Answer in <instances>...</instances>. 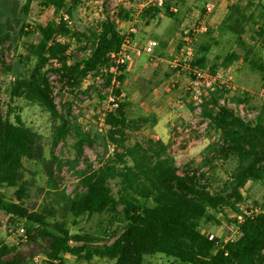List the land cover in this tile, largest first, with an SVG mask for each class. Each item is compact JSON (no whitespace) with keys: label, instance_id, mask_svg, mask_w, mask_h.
Returning <instances> with one entry per match:
<instances>
[{"label":"trees","instance_id":"16d2710c","mask_svg":"<svg viewBox=\"0 0 264 264\" xmlns=\"http://www.w3.org/2000/svg\"><path fill=\"white\" fill-rule=\"evenodd\" d=\"M31 1H26V11ZM39 1L71 17L81 0ZM253 2L228 5L220 32L233 33L238 43H245L243 34L249 24L256 38H262L264 43V6L254 13L249 11ZM159 11V7L149 6L144 13L154 18ZM118 16L128 18L129 13L121 9ZM38 29L39 40L25 43L26 56L35 57L36 63L30 73L12 80L10 95L50 112L55 121L52 167L57 159L55 148L67 138L71 128L70 108L62 112L56 103L51 71L57 72L62 86L71 91L79 90L91 72L100 71L105 85H112V104L116 106L105 111L107 128L100 137L112 143L114 150L97 168L83 172V189L67 195L64 207L74 216L107 212L111 227L96 234L72 233L54 205L47 203L38 209L28 206L24 160L43 158L44 142L41 133L23 119L21 109L10 105L6 114H0V187L15 189L11 198L0 191V209L19 218L24 231L22 244L29 247L23 249L21 243L9 244L0 239V264H35L37 255H42L41 264H70L68 255L86 264H145L146 257L155 254L173 257L183 264H264V207L251 209L250 214L240 209L243 189L250 180H258L264 186V104L255 117L246 119L220 102V87L209 91L203 97L201 114L216 136L205 147L200 163L193 166L190 161L182 168L171 154L169 142L154 137L129 141L130 132L140 129L145 117L130 118L129 101L121 97L127 66L117 64L112 53L120 50L124 34L112 17L107 16L87 30L74 29L63 17L40 24ZM59 36L84 42L88 55L71 62V43L59 40ZM247 48L245 58L251 52ZM202 49L193 65L206 66V47ZM239 57L238 53L229 52L221 64L228 67ZM251 64L262 73L264 84V62L252 59ZM113 66L115 71L111 70ZM217 67L212 63L210 70L216 71ZM86 141L85 136L78 139L81 154ZM231 159L236 160V166L221 188L211 189L203 167L213 168L220 160ZM227 208L242 215V219H234L238 227L235 237L219 240L202 231V221L216 220L211 210ZM114 220L120 222L116 227H112ZM96 257L106 262H99Z\"/></svg>","mask_w":264,"mask_h":264},{"label":"rangeland","instance_id":"374dc122","mask_svg":"<svg viewBox=\"0 0 264 264\" xmlns=\"http://www.w3.org/2000/svg\"><path fill=\"white\" fill-rule=\"evenodd\" d=\"M26 1L0 0V114H6L10 105L18 106L26 123L41 133L44 142L43 158L24 160L23 176L29 185L26 202L33 209L47 203L57 207L59 218L65 217L66 225L72 233L86 231L96 234L111 227L110 214L107 212L95 213L91 217L86 214L74 216L70 211L64 210V207L67 195L83 189V172L97 168L113 152L114 145L100 136L107 128L103 119L105 111L116 104H112V85H105L100 71L88 74L82 87L75 91L62 86L57 72L51 71L56 103L62 112L70 108L68 118L71 128L67 138L55 148L56 164L51 166L55 121L50 112L24 98L12 99L10 95L12 80L17 75L30 73L36 63L35 57L26 56L25 43L39 40L38 25L46 24L52 19L59 21L63 17L74 29L87 30L110 16L122 31H128L132 25L136 27V31L130 34L139 48L143 49L150 40H157L158 45L151 54L143 52L129 60L130 65L126 68V77L121 85V97L129 101L130 118L145 117L140 129L130 132L129 141H145L148 137H154L169 142L170 152L182 168L190 161L194 162L193 166L200 163L205 147L216 136L208 120L201 114L199 99L191 90L193 87L189 73L171 65L187 43L183 40L186 28L199 18L206 3L215 4L213 11L208 14V22L217 25V28L193 33L188 44L195 57L206 47L203 52L207 55V71L211 72L212 63L218 64L216 71L222 72V81L225 79L227 83H223L219 89L223 93L220 102L226 103L246 119L255 117L264 104L262 73L251 64L252 59L264 62L263 39L256 38L249 24H246L243 34L245 43H238L233 33L220 32L222 21L228 14L225 0H166L154 18L147 12L144 13L146 7L141 8L143 0H81L71 17L63 10L43 6L39 0H32L26 11ZM237 1L249 3V0H236L234 3ZM257 3L259 4L256 6ZM261 5L264 6V0H254L249 5V11L257 13L262 8ZM172 7L177 10H172ZM121 9L129 13L128 18L118 16ZM134 12H139V15L135 17ZM58 39L71 43V62L89 53L84 49L82 41L67 36H59ZM248 46L251 52L245 58ZM232 51L240 55L239 59L228 67L222 66L223 57ZM225 88L227 92H224ZM202 89L203 95H206L208 89ZM238 98L243 101L239 102ZM81 136L87 138L82 154L77 147ZM236 163L234 159L226 162L220 160L216 167H203L211 189L222 187ZM14 189L0 187V191L8 198L14 196ZM263 207L264 186L258 180H250L243 189L240 209L245 212ZM211 212L216 220L202 221V231L219 240L235 237L238 227L234 219H240L241 214H236L229 208ZM119 224L118 220H114L112 227ZM22 226L19 218H13L0 209V239L9 244H22L25 241L21 238L24 232ZM105 238L107 241L113 240ZM21 246L23 249L29 247L23 244ZM95 259L106 262L98 257ZM41 260L42 255H37L35 264H41ZM67 261L70 264H86L74 255H68ZM145 264L183 263L164 254H155L147 256Z\"/></svg>","mask_w":264,"mask_h":264},{"label":"built area","instance_id":"2783aa9c","mask_svg":"<svg viewBox=\"0 0 264 264\" xmlns=\"http://www.w3.org/2000/svg\"><path fill=\"white\" fill-rule=\"evenodd\" d=\"M234 1L236 0H225L226 6L234 3ZM165 2L166 0H143L141 2V8L149 6H157L161 8L165 4ZM214 7V3H206L204 13L200 14L197 20L189 23L185 31L186 35L183 37V40L187 43L184 44V46L178 52L179 54L177 53L178 56L176 55V57L171 62L173 68L184 69L189 73V77L191 79L193 87V89L191 90H193L196 97H198L200 104L202 103L204 97L202 87L208 89L209 92L215 91L218 87H221L223 83L227 85L225 79L222 81V72H209L205 67L192 64L195 59V55L192 51L191 46L188 44L193 33L213 30L217 28V25H213L208 22V14L213 11ZM172 10L176 11L177 8L172 7ZM133 15L137 17L139 15V12H134ZM135 31L136 27L133 25L129 27L128 31H122L124 34V42L117 53H112V55L116 58L115 61L117 62V64H125L128 67L130 65L129 60H132L133 57L140 56L143 52L151 54L154 48L158 45V41L153 39L150 40L143 49L139 48L136 43H134V40L131 38L132 36L130 34L131 32ZM111 70L115 71L116 66H113ZM251 211L252 210L250 209L245 211V213L250 214ZM240 219H242V215L240 216Z\"/></svg>","mask_w":264,"mask_h":264},{"label":"crops","instance_id":"0c3cea01","mask_svg":"<svg viewBox=\"0 0 264 264\" xmlns=\"http://www.w3.org/2000/svg\"><path fill=\"white\" fill-rule=\"evenodd\" d=\"M201 14H202V11H201Z\"/></svg>","mask_w":264,"mask_h":264}]
</instances>
